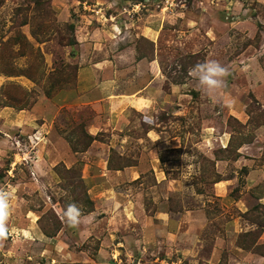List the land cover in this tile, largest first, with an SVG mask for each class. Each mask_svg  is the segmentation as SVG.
<instances>
[{"label": "rangeland", "instance_id": "1", "mask_svg": "<svg viewBox=\"0 0 264 264\" xmlns=\"http://www.w3.org/2000/svg\"><path fill=\"white\" fill-rule=\"evenodd\" d=\"M0 187V264H264V0H0Z\"/></svg>", "mask_w": 264, "mask_h": 264}, {"label": "clouds", "instance_id": "2", "mask_svg": "<svg viewBox=\"0 0 264 264\" xmlns=\"http://www.w3.org/2000/svg\"><path fill=\"white\" fill-rule=\"evenodd\" d=\"M189 75L198 80L200 86L209 94H214L226 88V79L230 75L227 67L214 59L197 63L189 69ZM12 213L10 193L0 187V242L8 238V221ZM67 223L76 227L80 224L84 214L82 207L76 203H69L63 213Z\"/></svg>", "mask_w": 264, "mask_h": 264}]
</instances>
